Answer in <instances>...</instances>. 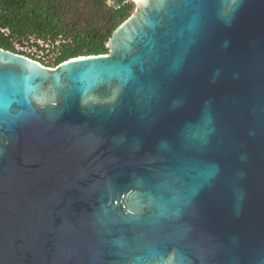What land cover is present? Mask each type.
I'll return each mask as SVG.
<instances>
[{"label":"water","instance_id":"1","mask_svg":"<svg viewBox=\"0 0 264 264\" xmlns=\"http://www.w3.org/2000/svg\"><path fill=\"white\" fill-rule=\"evenodd\" d=\"M108 53L0 47V264H264V0H133Z\"/></svg>","mask_w":264,"mask_h":264},{"label":"trees","instance_id":"2","mask_svg":"<svg viewBox=\"0 0 264 264\" xmlns=\"http://www.w3.org/2000/svg\"><path fill=\"white\" fill-rule=\"evenodd\" d=\"M133 0H0V47L48 67L108 53Z\"/></svg>","mask_w":264,"mask_h":264},{"label":"built area","instance_id":"3","mask_svg":"<svg viewBox=\"0 0 264 264\" xmlns=\"http://www.w3.org/2000/svg\"><path fill=\"white\" fill-rule=\"evenodd\" d=\"M39 62V61H38ZM41 63V62H40ZM42 64V63H41Z\"/></svg>","mask_w":264,"mask_h":264}]
</instances>
